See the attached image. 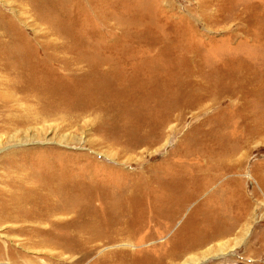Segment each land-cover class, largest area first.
<instances>
[{
    "label": "rangeland",
    "instance_id": "obj_1",
    "mask_svg": "<svg viewBox=\"0 0 264 264\" xmlns=\"http://www.w3.org/2000/svg\"><path fill=\"white\" fill-rule=\"evenodd\" d=\"M0 12L1 48L56 50L78 66L70 102L85 88L94 103L70 115L68 143L3 142L0 156L86 153L105 179L133 181L127 233L78 264H264V0H0Z\"/></svg>",
    "mask_w": 264,
    "mask_h": 264
},
{
    "label": "bare ground",
    "instance_id": "obj_2",
    "mask_svg": "<svg viewBox=\"0 0 264 264\" xmlns=\"http://www.w3.org/2000/svg\"><path fill=\"white\" fill-rule=\"evenodd\" d=\"M23 48L0 47V137H4L0 143H68L73 138L60 132L75 124L70 115L94 104L88 102L85 88H79L83 104L70 102L76 93L75 84L68 87V75L78 66L73 67L72 60L56 62L62 58L56 50ZM48 60L58 67L48 64L50 68L43 70ZM52 126L57 129L49 139L44 131ZM17 132L22 136L16 138ZM104 172L105 166L86 153L71 157L54 147L4 152L0 156V237L6 241H0V264H78L96 243L126 234L128 216L135 209L132 191L127 192L133 181L105 179ZM14 240L17 243L11 244ZM43 251L50 255L47 261L27 255ZM100 262L105 264V256Z\"/></svg>",
    "mask_w": 264,
    "mask_h": 264
}]
</instances>
